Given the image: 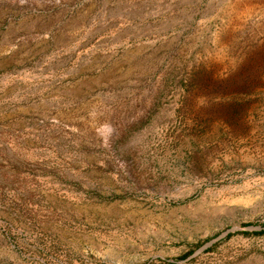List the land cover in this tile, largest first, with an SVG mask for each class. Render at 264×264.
Segmentation results:
<instances>
[{
  "label": "rangeland",
  "instance_id": "rangeland-1",
  "mask_svg": "<svg viewBox=\"0 0 264 264\" xmlns=\"http://www.w3.org/2000/svg\"><path fill=\"white\" fill-rule=\"evenodd\" d=\"M0 264H264V0H0Z\"/></svg>",
  "mask_w": 264,
  "mask_h": 264
}]
</instances>
